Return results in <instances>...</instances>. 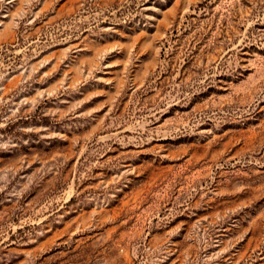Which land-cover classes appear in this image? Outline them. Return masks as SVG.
<instances>
[{"label": "rangeland", "instance_id": "rangeland-1", "mask_svg": "<svg viewBox=\"0 0 264 264\" xmlns=\"http://www.w3.org/2000/svg\"><path fill=\"white\" fill-rule=\"evenodd\" d=\"M0 264H264V0H0Z\"/></svg>", "mask_w": 264, "mask_h": 264}]
</instances>
